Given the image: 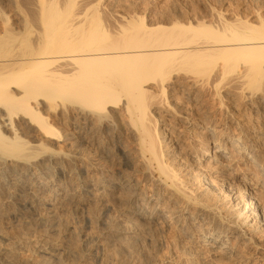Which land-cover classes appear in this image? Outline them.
I'll return each mask as SVG.
<instances>
[{
  "label": "bare ground",
  "instance_id": "6f19581e",
  "mask_svg": "<svg viewBox=\"0 0 264 264\" xmlns=\"http://www.w3.org/2000/svg\"><path fill=\"white\" fill-rule=\"evenodd\" d=\"M212 1L24 0L0 264H264V0Z\"/></svg>",
  "mask_w": 264,
  "mask_h": 264
},
{
  "label": "rangeland",
  "instance_id": "374dc122",
  "mask_svg": "<svg viewBox=\"0 0 264 264\" xmlns=\"http://www.w3.org/2000/svg\"><path fill=\"white\" fill-rule=\"evenodd\" d=\"M122 1V3H120L121 5H125V1L124 0H121ZM125 3H124V2ZM139 1V3H141L144 7H146V11H151V10H153V11H151V13H153V14H155V15H159L160 13H162L163 14V11L164 10H166L165 12H167L168 10H169V8L170 9H172L173 7L172 6H174L175 4H177V5H179V4H184V3H192V2H198L199 0H144L145 2H143L142 3V1L143 0H138ZM146 1H147V4H148V7H147V4L145 5L144 3H146ZM176 1H177V3H176ZM179 1V2H178ZM187 1H190V2H187ZM201 1V0H200ZM212 1V0H211ZM214 2H217L218 3V1L219 0H213ZM212 1V2H213ZM225 2L226 1H233V0H224ZM223 1V2H224ZM237 3L239 2V0H235ZM235 1H233L234 3H236ZM241 1L242 0H240V2H239V4H238V6H237V4H235L234 6H236V7H239V9L241 10V11H247L248 10V8H251V7H249V5L251 6V5H253L252 3H253V1L250 3V0H245L246 2H244V0H243V4L241 3ZM127 2H128V4H129V0H127ZM131 2V1H130ZM151 4H150V3ZM154 2V3H153ZM182 2V3H181ZM184 2V3H183ZM196 2V4H199L200 2H198L197 3ZM220 3L218 4V5H221V6H223L224 4H225V2L224 3H221V0L219 1ZM233 2H231V3H233ZM249 2V3H248ZM233 3V4H234ZM137 4V6L139 7V8H141L140 9V11H144L145 10V8H143V6L141 5V4H138V2L136 3ZM135 4V5H136ZM192 4H195V3H192ZM126 5H127V3H126ZM125 5V6H126ZM176 5V6H177ZM246 5V6H245ZM247 5H248V8H247ZM150 6V7H149ZM246 8H245V7ZM155 7V8H154ZM172 7V8H171ZM175 7V6H174ZM148 8V9H147ZM144 9V10H143ZM26 9H25V3H24V0H16V1H10V0H0V35L1 34H3L4 33V31L6 30V28H9L10 30H13L14 32H18V31H21L20 29H21V19L22 18H20V16L18 15V12H21V13H23L24 11H25ZM156 10V11H155ZM158 10V11H157ZM160 10V11H159ZM146 11H144V12H146ZM156 13H155V12ZM157 12H159V13H157ZM164 12V13H165ZM161 15V14H160ZM97 212V209H95V213ZM264 235V234H263ZM262 235V236H263ZM262 236H260L259 237V241L261 240V242L263 241V239H264V236L262 237ZM264 243V242H263ZM165 247V246H164ZM164 249H165V253H168L167 251H168V249H167V247H165V248H163V251H162V253H164ZM165 253H164V255H165ZM254 254V253H253ZM254 256V255H253ZM127 259V258H126ZM126 259H124V260H126Z\"/></svg>",
  "mask_w": 264,
  "mask_h": 264
}]
</instances>
